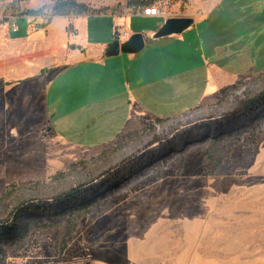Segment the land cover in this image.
I'll return each mask as SVG.
<instances>
[{
	"label": "rangeland",
	"instance_id": "1",
	"mask_svg": "<svg viewBox=\"0 0 264 264\" xmlns=\"http://www.w3.org/2000/svg\"><path fill=\"white\" fill-rule=\"evenodd\" d=\"M77 1L91 12L69 17H88L77 29L92 47L115 36L125 42L131 33L148 40L164 23L134 16L144 5L134 8L132 0ZM218 1L157 0L167 18L199 24L106 66L88 61L92 90H76L80 76L71 71L78 64L55 65L73 46L63 20L48 36L38 31L26 48L7 32L31 9L46 8L35 31L47 24L54 2L0 0V220L24 202L84 185L109 189L58 223L30 221L25 240L6 249V264H89L97 257L114 264H264V123L240 137L180 148L140 177L120 168L149 145L161 153L157 140L191 121L225 115L264 92V0ZM14 51L22 61L11 58ZM65 68L54 90V75ZM117 168L120 174H108ZM121 180V189H111Z\"/></svg>",
	"mask_w": 264,
	"mask_h": 264
},
{
	"label": "trees",
	"instance_id": "2",
	"mask_svg": "<svg viewBox=\"0 0 264 264\" xmlns=\"http://www.w3.org/2000/svg\"><path fill=\"white\" fill-rule=\"evenodd\" d=\"M54 2L52 7V17H69L85 15L91 12L88 4L77 0H51ZM157 0H132L131 6L145 7L155 6ZM43 7L38 10H27L24 14L27 17H41L44 14ZM48 21V25L51 22ZM47 24H45L47 26ZM69 29V27H68ZM117 35V34H116ZM264 123V92L251 100L244 101L239 108L222 116H211L191 121L187 126L175 130L163 138L158 139L161 153H156L152 145L147 146L142 152L135 154L125 161L120 168L131 169L130 176L140 177L142 172L147 171V166L162 160L171 154L178 153L180 148L193 144L205 142L207 139L219 140L223 137H240L244 133L255 130L259 124ZM164 145V148L163 146ZM155 152V153H154ZM118 168L108 172L114 176L120 174ZM121 180L116 186V191L121 189ZM111 185V184H110ZM91 185L81 186L79 189L62 195L53 200H32L24 202L17 207L8 219L0 220V264H6V249L23 242L28 235L29 223L33 220H48L50 222H60L68 211L88 209L98 200L104 197L107 189L91 188Z\"/></svg>",
	"mask_w": 264,
	"mask_h": 264
},
{
	"label": "crops",
	"instance_id": "3",
	"mask_svg": "<svg viewBox=\"0 0 264 264\" xmlns=\"http://www.w3.org/2000/svg\"><path fill=\"white\" fill-rule=\"evenodd\" d=\"M226 0H221V1H218L217 5L219 4H222L224 3ZM216 5V6H217ZM235 5H236V2H235ZM215 6V7H216ZM146 8V7H145ZM143 8L142 10L140 9V13L139 14H136L134 16H141V17H145L143 16V10L145 9ZM109 15H113L112 13H110ZM98 16H104V15H98ZM105 16H108V15H105ZM114 16V15H113ZM206 16V15H205ZM204 17V16H203ZM37 18V19H35ZM39 17H29V18H23L21 20H18V30L16 32H13L12 30H8V35H9V39H10V42L14 43L13 45H23L25 48L30 44V41L36 36V34L38 33V30H34L33 26H34V23L35 21L34 20H38ZM80 18H88L87 16H79V17H58V18H55L49 25L47 24V26L45 24L44 25V32H41V33H45L47 36L49 34V32L52 30V28L54 27L53 23L58 20V19H61L63 20V29H64V34H65V37H66V41L68 43H73L72 45V48L69 49L67 47V51H68V54H67V58H62L61 61H59L57 64H55L56 66L59 65H62L65 67V63L67 61V64L70 66V67H73V66H76L77 65V68L74 67V69L71 71V72H75V69L76 72L80 77L78 78V86L79 88L76 89V90H92V86L88 83H92V82H89L90 80V74H87L86 70H85V65L88 61H90V63H93V64H96L97 66H101V65H105L106 66V62L108 61V59H112V58H107L105 56V53L104 55L102 56L103 52L106 50V47L107 45H103V46H96V47H92L91 45H89L87 43V35L85 34L84 36H82L79 32V30L77 29V24H78V20ZM150 18H155V17H150ZM164 19V21L167 19V17H161ZM23 20V22L21 23V21ZM39 20H42V19H39ZM197 21V20H196ZM202 22V21H201ZM21 23V24H20ZM124 23V24H123ZM122 24L125 26V29H126V26H127V22L126 20L123 22ZM74 25V28L76 29V31L78 32V38L76 40H69V37H68V31H67V27L68 25ZM197 24H199L198 22L196 23V26ZM162 25V24H161ZM159 25V27L161 26ZM196 26L194 27V29L196 28ZM158 28V27H157ZM156 28V29H157ZM193 29V30H194ZM155 31V30H154ZM153 31V32H154ZM153 32H150V33H147V34H152ZM119 33V32H116L115 35ZM189 33V32H187ZM131 34H136V33H131ZM186 34V33H185ZM146 35V34H144ZM149 35V36H150ZM184 35V34H183ZM116 37V36H115ZM115 37L113 38L115 40ZM179 37V36H178ZM146 38V36H145ZM177 38V37H175ZM171 39H174V38H171ZM161 41V40H160ZM147 43H152V42H149L147 40ZM17 52L14 51V54L12 53L11 55V58L13 59H17V60H21L18 58V56H15ZM22 53V52H21ZM20 53V57L24 60H26L25 55H21ZM130 55V54H129ZM22 61V60H21ZM64 62V63H63ZM64 64V65H63ZM54 65V66H55ZM95 65V66H96ZM63 67V68H64ZM68 67V68H70ZM68 68H65L63 71H58L54 76H55V82L54 84H52V88L54 90H58V88L61 86V82L59 84H57V81H60L58 80V78H60V75L62 74H66L68 73ZM42 77V76H41ZM40 77V78H41ZM36 79L35 81H33V83H37L38 80H41V81H44L42 80V78L40 79ZM46 88V87H45ZM49 91V90H48ZM54 94V92H53ZM55 95V94H54ZM89 264H114L112 262H109L106 258L104 257H97V258H94L92 259Z\"/></svg>",
	"mask_w": 264,
	"mask_h": 264
},
{
	"label": "water",
	"instance_id": "4",
	"mask_svg": "<svg viewBox=\"0 0 264 264\" xmlns=\"http://www.w3.org/2000/svg\"><path fill=\"white\" fill-rule=\"evenodd\" d=\"M194 17H172L167 18L148 38L149 42H157L164 39H171L190 32L196 26ZM147 44L145 35L142 33L133 34L127 41L121 42L115 39L109 43L105 50L107 58H115L121 54L137 55L141 53Z\"/></svg>",
	"mask_w": 264,
	"mask_h": 264
},
{
	"label": "built area",
	"instance_id": "5",
	"mask_svg": "<svg viewBox=\"0 0 264 264\" xmlns=\"http://www.w3.org/2000/svg\"><path fill=\"white\" fill-rule=\"evenodd\" d=\"M200 14H202V13L200 12ZM143 16H145V17H167L166 13L158 6L146 7L143 10ZM10 27H11V30L13 32H16L18 30V20H15L14 22H12ZM35 27H36V30H38V31H42L45 28L42 23L38 24ZM68 37L72 41L76 40L78 38V32L74 28V25H70V27L68 29Z\"/></svg>",
	"mask_w": 264,
	"mask_h": 264
}]
</instances>
